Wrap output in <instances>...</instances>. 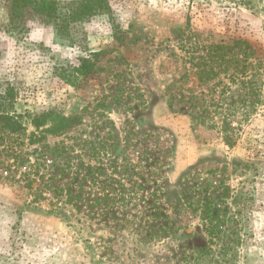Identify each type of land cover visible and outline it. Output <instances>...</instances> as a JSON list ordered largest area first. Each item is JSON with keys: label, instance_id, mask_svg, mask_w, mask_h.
Here are the masks:
<instances>
[{"label": "rangeland", "instance_id": "obj_1", "mask_svg": "<svg viewBox=\"0 0 264 264\" xmlns=\"http://www.w3.org/2000/svg\"><path fill=\"white\" fill-rule=\"evenodd\" d=\"M109 3L63 42L0 0V90L79 119L0 131V264H264V0Z\"/></svg>", "mask_w": 264, "mask_h": 264}, {"label": "trees", "instance_id": "obj_2", "mask_svg": "<svg viewBox=\"0 0 264 264\" xmlns=\"http://www.w3.org/2000/svg\"><path fill=\"white\" fill-rule=\"evenodd\" d=\"M111 12L109 0H77L61 5L57 0H11L10 28L25 24L28 15L33 14L54 29L55 36L63 42H71V27L87 23ZM218 45L217 50L232 53L240 43ZM99 53L79 57L77 64H67L56 68V75L71 87L78 88L81 82L91 76L96 67ZM2 54L0 51V64ZM17 93L11 85L0 90V131L15 135L26 129V123L33 128L49 129L52 134H61L79 123L78 118L66 117L55 110L41 114H20L16 111Z\"/></svg>", "mask_w": 264, "mask_h": 264}]
</instances>
